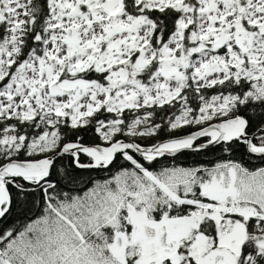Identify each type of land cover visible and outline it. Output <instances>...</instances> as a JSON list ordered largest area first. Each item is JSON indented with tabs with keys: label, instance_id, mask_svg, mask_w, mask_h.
<instances>
[{
	"label": "built area",
	"instance_id": "1",
	"mask_svg": "<svg viewBox=\"0 0 264 264\" xmlns=\"http://www.w3.org/2000/svg\"><path fill=\"white\" fill-rule=\"evenodd\" d=\"M32 1L7 0L8 19L27 16L24 25L8 22L9 33L22 27L20 33L24 35ZM130 7L136 9V14L125 11L124 0L49 1L43 49L36 57L53 76L67 66L71 75L108 72L106 82L115 83L126 80L127 67L133 64L138 69L153 64L155 70L148 83L119 85L122 100L117 110L112 103H88L84 91L76 87L71 95L73 100L66 107L69 111L60 110L58 118L68 119L71 126H76L101 107L119 114L125 109L180 103L185 106L173 119L172 128L206 124L215 116L220 119L215 124H220L237 103L264 99V0H130ZM167 10L180 14L173 31L162 41L156 34V23L148 15ZM113 74L118 75L116 80ZM227 82L244 83L248 88L242 96L226 93L203 99L196 115H190L187 90L198 92ZM207 104L214 109L212 114L203 116ZM105 126L98 125L102 134L119 129L103 131ZM120 130L118 133L122 135L124 132Z\"/></svg>",
	"mask_w": 264,
	"mask_h": 264
},
{
	"label": "trees",
	"instance_id": "2",
	"mask_svg": "<svg viewBox=\"0 0 264 264\" xmlns=\"http://www.w3.org/2000/svg\"><path fill=\"white\" fill-rule=\"evenodd\" d=\"M50 0H33L31 15L27 19L26 31L23 35L21 52L14 67L20 68L31 56H40L43 49L42 36L44 34V21L48 15ZM3 0H0V8ZM125 11L129 14H136V9L130 7V0H124ZM179 12L167 10L165 12H152L148 18L156 23V34L162 41H165L174 29L175 20ZM6 14H2L0 21V46L7 34ZM67 67H64L66 73ZM154 65H149L144 69H138L134 64L127 67L126 80H118L115 83H107L108 72H85L71 76L73 81H80L96 85H109L113 88L128 83L143 82L148 83L154 76ZM8 82V78L0 81V89ZM248 88L247 84H233L227 82L217 85L211 89L195 92L191 89L185 92L188 106L192 109L191 116H195L200 106L201 100H208L219 94H242ZM180 103L164 105L160 107L142 108L138 110L125 109L119 114L107 111L101 107L92 116L83 119L76 126H71L68 119L59 118L53 124L39 120V117L27 118H6L0 116V142L5 138L14 141V147L2 146L0 144V168L11 161H38L56 154L62 146L66 144H80L86 147H98L103 144L107 135L102 134L98 129L99 124H106L103 131L112 128L117 124L120 132L130 127L134 122L140 123L145 120L147 126L138 127V133L142 129L149 130L148 134L129 136L120 133L110 136L114 141L134 142L141 147H151L158 143L177 139L190 135L204 126L220 122L216 116L206 124L190 123L186 126L172 128L171 123L182 111ZM231 118H239L246 123V135L251 136L252 144L255 147H264V99L260 101H250L243 104H236L221 119L226 121ZM204 127V128H205ZM53 137L54 142L46 143L45 140ZM45 138V140H43ZM208 138L200 140L206 143ZM110 144V143H109ZM108 144V145H109ZM78 163L81 165L92 164L91 158L80 156ZM221 164H230L249 174L256 173L264 169V158L258 159L249 156L245 146L239 141H231L223 145L207 147L201 151L182 152L175 157H163L152 163H145L140 160L132 151L115 155L114 160L105 169H78L74 165V160L70 156L56 158L48 177L41 183H36L35 179L13 178L4 181L10 203L9 210L0 219V253L6 250L7 244L22 234L34 222L51 218L56 220L55 211L58 212V202L71 203L83 196L88 189L98 182L106 183L121 173L143 175L147 172H159L169 166L184 167H213ZM98 169V168H97ZM171 208V206H168ZM167 211L164 213L168 214ZM184 208V207H182ZM126 210L122 211L121 231L108 230L111 241L119 234H124L127 244L121 258L107 250L103 264H140V247L132 242V225L129 222ZM130 211V210H129ZM160 211L153 213L154 217ZM125 215V216H124ZM117 243V241H116Z\"/></svg>",
	"mask_w": 264,
	"mask_h": 264
},
{
	"label": "rangeland",
	"instance_id": "3",
	"mask_svg": "<svg viewBox=\"0 0 264 264\" xmlns=\"http://www.w3.org/2000/svg\"><path fill=\"white\" fill-rule=\"evenodd\" d=\"M7 8L8 3L5 0L0 8V21L2 14H6L7 28L8 22L19 23V26L24 25L26 14L18 20L8 19ZM6 30V37L0 46V81L8 78V82L0 89V116L27 119L39 117V120L53 124L59 119L60 110L69 111L66 107L70 106L73 100V97L66 94L64 90L76 87L84 91L86 95L84 98L88 103H99L100 105L112 103L115 110H117L116 107L122 100L119 94V86L115 88L111 86L98 88L84 82L73 81L71 79L73 75L68 74V71L64 73V70L53 76V72L43 67L41 60L39 61V57L36 56L29 57L20 68L14 67L15 69H11L21 52L23 35L20 32L22 27L18 29V32L14 33H9L8 29ZM113 77L116 80L118 75L113 74ZM204 108L203 116L212 114L214 109L211 104H207ZM223 112L226 113L227 109H224ZM61 116L65 118L64 114H61ZM139 124H141L140 126H147L145 120L141 119L140 123L136 121L130 125V129L122 135L132 137L148 134V130L138 133ZM113 127H117V124L113 125ZM118 131L119 129L114 128L107 135V138L117 134ZM45 142L50 144L54 142V138L50 137ZM0 144L9 148L14 147V141L8 138L2 140ZM137 178L138 175H125L117 179L115 191L105 190L104 192L91 193L82 199L74 200L71 205L64 209H66L67 213L85 215L88 225L93 227V229L99 224L94 214L101 209H110L111 214L105 218V221L111 228L117 230L118 222L116 217L121 211L125 197H131L137 203L141 201L148 202L147 198L149 193H151L152 185L150 183L148 185L139 183L136 180ZM220 178L226 179H223L220 184L218 180L212 181L209 186L204 188V192L210 195L220 194L221 198L229 194L236 204L234 213L243 218L247 217L248 208L243 207L241 204L249 205V207L251 206L254 209L256 207L260 212L264 211V169L249 174L234 167V169L230 170L229 175L226 174L224 176L221 174ZM150 179L149 177V182ZM129 181H132V185L136 186V191L132 192L128 189ZM225 181L227 184L224 183ZM4 184V182H1L0 186H4ZM146 209H150V207L147 206ZM204 209L206 210L208 207L204 206ZM133 212H131L132 215L130 214L133 223L143 225L148 214L143 210H135ZM57 214L63 218V223L51 218L34 222L26 231L7 244L6 250L0 253V264H103L98 259L97 251L83 244L82 238L79 237L78 232L74 229L69 219L55 211L56 216ZM170 225L171 237L179 241L183 236V231L180 227L186 225V223L176 221L169 223ZM142 236V246L139 252L140 264H149L151 261H155L156 264H163L167 259L178 263L183 257L181 250L165 253L158 243L147 241L145 235ZM131 237L132 239L138 238L136 234H132ZM126 244L127 242H124L119 247L116 240H114L113 245L107 250H110L116 258L120 259ZM226 245L229 246V244ZM210 248L200 247L197 250V253H200L203 257L202 262L204 264H212L214 251ZM238 251L239 247L237 244L230 245L224 251L228 255L227 263L235 264V260L232 257L238 255Z\"/></svg>",
	"mask_w": 264,
	"mask_h": 264
},
{
	"label": "flooded vegetation",
	"instance_id": "4",
	"mask_svg": "<svg viewBox=\"0 0 264 264\" xmlns=\"http://www.w3.org/2000/svg\"><path fill=\"white\" fill-rule=\"evenodd\" d=\"M213 124L215 123L210 125ZM205 138H208V141L210 140L209 136ZM116 142L118 141H114L111 137H106L100 146L108 147ZM200 144L203 143L199 140L193 146ZM222 144L226 145L228 143ZM80 156H83V154H79V159ZM105 165L107 163L98 162L96 165L98 169H95H105L108 166L103 167ZM234 167L230 164L193 168L169 166L159 172L146 171L143 175H138L136 180L139 183L146 185L150 183L152 185L151 193H149L147 198L148 202L141 201L137 203L131 197H125L121 211L116 217L118 222L117 231H121L122 228L123 218L121 212L126 210L124 213L129 216V222L133 227L132 234L138 236L137 239H132L133 244L141 247L142 235H145L147 241L159 244V237L165 232L166 243L171 246L169 253L178 249L181 250L183 257H181L180 262L174 263L167 259L163 264H204L202 262L203 257L200 253H197L200 247H211L210 249L214 251L212 264H229L227 263L228 255L224 251L234 244L239 247L238 255L232 257L235 260V264H264V211L260 212L256 207L254 209L251 206L249 207V205L241 204L243 207L248 208L247 217L243 218L234 213L236 204L229 194L221 198L220 194L210 195L204 192V188L209 186L212 181L218 180L219 184L222 183L221 181L226 178L221 179V174L224 176L226 174L229 175L230 170L234 169ZM125 175L132 174L125 172L116 175L106 183L98 182L78 199L89 196L94 192L115 191L117 179ZM149 177L151 178L150 182L148 180ZM224 183L227 184L226 181ZM132 184L133 182L129 181L128 189L133 192L137 189ZM71 203L58 202V212L62 216L67 217L73 224L79 237L82 238L83 244L97 251L98 259L101 263L104 262L107 249L113 245L114 240L121 238L122 243L127 242L124 234L115 236L113 241L109 238L108 230L114 229L105 221V218L111 214L110 209H101L94 214L99 224L93 229V227L88 225L85 215H75L66 212L64 208L71 205ZM147 206L150 209H146ZM168 206H171V208ZM204 206H207L208 209L205 210ZM166 207H168V214L164 215L167 211ZM135 210H143L148 214L143 225L134 224L131 220V212ZM156 211H160V213L157 217H154L153 213ZM56 220L59 223L64 221L58 214ZM176 221L186 223V225L180 227L183 231V236L179 241L173 239L170 235L171 225L169 226V223ZM147 228L153 229V235L146 236ZM226 244H229V246ZM216 257H218L217 262L215 261ZM151 262L156 264L155 261Z\"/></svg>",
	"mask_w": 264,
	"mask_h": 264
},
{
	"label": "water",
	"instance_id": "5",
	"mask_svg": "<svg viewBox=\"0 0 264 264\" xmlns=\"http://www.w3.org/2000/svg\"><path fill=\"white\" fill-rule=\"evenodd\" d=\"M70 35V32L68 33ZM74 89L64 90L68 95L74 93ZM246 123L244 120L239 118H231L220 124H213L207 126L197 132L190 135L183 136L177 139L164 141L158 143L151 147H141L134 142L120 140L108 147L98 146V147H86L80 144H66L61 147L60 151L52 156L43 158L38 161H11L6 163L0 168V182H4L7 179L22 178V179H35L36 183H41L47 179L48 173L52 166L53 161L61 156H70L74 160V165L78 169H95L98 168L96 165L98 162L107 163L109 165L115 158V155L122 154L127 151H132L136 157L145 163H152L155 160L161 159L163 157L172 158L182 152H195L201 151L210 146H216L222 143H230L231 141H239L244 144L246 152L249 156L253 158H264V147H255L252 144V137L246 135ZM214 133L215 135H213ZM210 137V140L206 143L193 146V144L205 137ZM183 141L186 142L185 145L176 147L174 149L164 150L161 147L170 142ZM93 150L96 151L101 160L96 162L92 157L85 154L83 151ZM79 154L86 155L91 158V165H81L78 163ZM107 165L103 166L106 167ZM9 195L4 186H0V219L6 215L9 210ZM153 229H146V236L153 235ZM117 245L121 247L122 239H116ZM159 246L163 249L165 253L171 251V246L166 243V233L164 232L159 237ZM218 261V257L215 258ZM149 264H154L153 262Z\"/></svg>",
	"mask_w": 264,
	"mask_h": 264
},
{
	"label": "bare ground",
	"instance_id": "6",
	"mask_svg": "<svg viewBox=\"0 0 264 264\" xmlns=\"http://www.w3.org/2000/svg\"><path fill=\"white\" fill-rule=\"evenodd\" d=\"M212 134L215 135L214 133H212ZM185 144H186V142L176 141V142L166 143L161 148L164 149V150H169V149H174V148L179 147V146H183ZM83 152H85V154H87L90 157H92L96 162H98L99 160L102 159V157H99L98 156V154H97L96 151H93V150H85Z\"/></svg>",
	"mask_w": 264,
	"mask_h": 264
}]
</instances>
